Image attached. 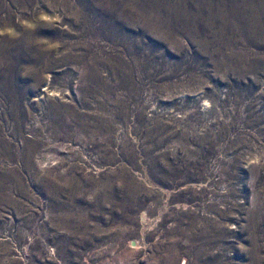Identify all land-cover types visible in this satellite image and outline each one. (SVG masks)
<instances>
[{"label": "rangeland", "instance_id": "rangeland-1", "mask_svg": "<svg viewBox=\"0 0 264 264\" xmlns=\"http://www.w3.org/2000/svg\"><path fill=\"white\" fill-rule=\"evenodd\" d=\"M264 0H0V264H264Z\"/></svg>", "mask_w": 264, "mask_h": 264}, {"label": "bare ground", "instance_id": "bare-ground-1", "mask_svg": "<svg viewBox=\"0 0 264 264\" xmlns=\"http://www.w3.org/2000/svg\"><path fill=\"white\" fill-rule=\"evenodd\" d=\"M264 14V13H263Z\"/></svg>", "mask_w": 264, "mask_h": 264}]
</instances>
